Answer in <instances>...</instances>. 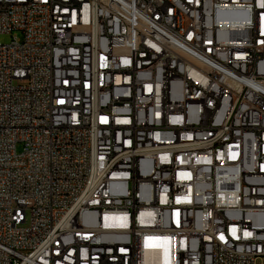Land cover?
Returning <instances> with one entry per match:
<instances>
[{
  "label": "built area",
  "instance_id": "1",
  "mask_svg": "<svg viewBox=\"0 0 264 264\" xmlns=\"http://www.w3.org/2000/svg\"><path fill=\"white\" fill-rule=\"evenodd\" d=\"M15 32L0 264H261L264 0H0Z\"/></svg>",
  "mask_w": 264,
  "mask_h": 264
},
{
  "label": "rangeland",
  "instance_id": "2",
  "mask_svg": "<svg viewBox=\"0 0 264 264\" xmlns=\"http://www.w3.org/2000/svg\"><path fill=\"white\" fill-rule=\"evenodd\" d=\"M14 38L21 40V35L19 33H13L12 35H2L0 36V42L3 44H9ZM23 150V146L19 144L17 146V152L20 153ZM261 264H264V259L260 262Z\"/></svg>",
  "mask_w": 264,
  "mask_h": 264
},
{
  "label": "bare ground",
  "instance_id": "3",
  "mask_svg": "<svg viewBox=\"0 0 264 264\" xmlns=\"http://www.w3.org/2000/svg\"><path fill=\"white\" fill-rule=\"evenodd\" d=\"M92 182H100V175H92Z\"/></svg>",
  "mask_w": 264,
  "mask_h": 264
}]
</instances>
